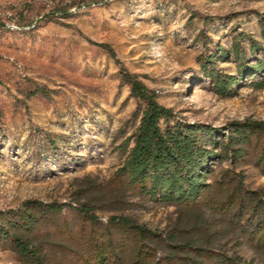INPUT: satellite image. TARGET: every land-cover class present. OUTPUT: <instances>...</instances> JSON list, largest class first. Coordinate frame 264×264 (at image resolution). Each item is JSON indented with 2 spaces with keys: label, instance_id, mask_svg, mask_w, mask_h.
I'll return each instance as SVG.
<instances>
[{
  "label": "rangeland",
  "instance_id": "374dc122",
  "mask_svg": "<svg viewBox=\"0 0 264 264\" xmlns=\"http://www.w3.org/2000/svg\"><path fill=\"white\" fill-rule=\"evenodd\" d=\"M262 16L264 0H0V211L61 207L23 235L41 264H264L263 134L189 205L150 200L118 171L139 122L123 69L182 120L264 121V88L221 96L201 71L240 33L249 55ZM0 264H25L4 238Z\"/></svg>",
  "mask_w": 264,
  "mask_h": 264
},
{
  "label": "trees",
  "instance_id": "16d2710c",
  "mask_svg": "<svg viewBox=\"0 0 264 264\" xmlns=\"http://www.w3.org/2000/svg\"><path fill=\"white\" fill-rule=\"evenodd\" d=\"M259 25L260 39L248 36L249 55L242 46L245 35L240 33L231 48L218 45L214 53L203 56L201 71L211 80L217 94L232 96L249 79V85L264 88L263 16ZM231 55L236 63L234 72L216 67V60ZM121 74L130 86V95L138 100L139 122L127 140L124 162L118 171L150 200L168 205L198 201L209 186L207 179L214 172L215 164L222 159L236 163L244 158L245 147L252 138L264 135V121H232L217 128L204 122L182 120L172 108L161 104L157 94L135 75L124 69ZM260 160L264 162V156ZM60 208L56 202L27 200L21 209L0 211V238L10 242L25 264H41L35 244L23 235H29L41 218L50 212H60ZM183 245L194 248L187 243ZM219 262L240 264L225 256Z\"/></svg>",
  "mask_w": 264,
  "mask_h": 264
}]
</instances>
